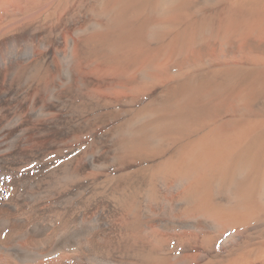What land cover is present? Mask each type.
Instances as JSON below:
<instances>
[{
    "label": "bare ground",
    "instance_id": "bare-ground-1",
    "mask_svg": "<svg viewBox=\"0 0 264 264\" xmlns=\"http://www.w3.org/2000/svg\"><path fill=\"white\" fill-rule=\"evenodd\" d=\"M249 1L0 0V264H264Z\"/></svg>",
    "mask_w": 264,
    "mask_h": 264
},
{
    "label": "rangeland",
    "instance_id": "rangeland-1",
    "mask_svg": "<svg viewBox=\"0 0 264 264\" xmlns=\"http://www.w3.org/2000/svg\"><path fill=\"white\" fill-rule=\"evenodd\" d=\"M250 2V3H249ZM249 2H247V4H246V7H247V9L250 11V10H255V11H260L261 13H264V0H251V1H249ZM261 2V3H260ZM74 3V5H75V3L76 2H73ZM73 3L72 2H70V4H72L70 7H68V5H67V13H69V12H71V8H73L74 7V5H73ZM257 4V5H256ZM259 4H261V5H259ZM261 7V8H259V7ZM257 7V8H256ZM263 7V8H262ZM69 8V9H68ZM77 8V6L74 8V10ZM246 9V8H245ZM246 9V10H247ZM262 9V10H261ZM47 10V11H46ZM73 10V11H74ZM62 11L63 12H59L60 14H62V15H60V14H58L57 15V17L59 18V20H60V18H61V20L66 16V14H64V12L66 11L65 10V7H63L62 8ZM72 11V12H73ZM263 11V12H262ZM72 12L70 13V14H72ZM64 14V15H63ZM64 16V17H63ZM45 17V18H44ZM56 19V16H55V14L53 13V7L51 6V4H50V0H49V2H47V5H46V9H45V12H44V14L42 15V17H41V19H40V22H39V24H40V26H44V29H46V30H48V28L49 27H51V25H52V20H55ZM223 41L222 40H218V41H216V52H215V56L218 58V59H222V58H224L225 56V59H227V57L229 56H231V52H230V54L227 56V54H225V56L223 55V47H224V45H223V43H222ZM221 43V44H220ZM239 44V45H238ZM240 45H242V43H241V40H239V42H236V44L233 46H231V51L233 52V50H238V51H240L239 50V48H240ZM235 46H237V48L235 47ZM234 47V48H233ZM233 48V49H232ZM241 48H242V46H241ZM221 49V50H220ZM215 57V58H216ZM100 72V71H99ZM98 71H96V72H94L93 74L95 75V76H101V73L102 72H100L99 73ZM121 92H118V91H111V92H109V94L108 95H111V96H113V97H116V96H118V97H120L121 96Z\"/></svg>",
    "mask_w": 264,
    "mask_h": 264
}]
</instances>
